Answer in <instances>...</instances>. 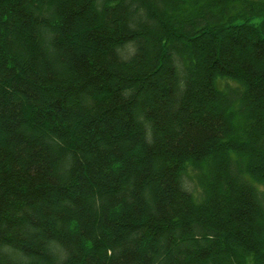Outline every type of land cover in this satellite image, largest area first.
<instances>
[{
    "label": "trees",
    "instance_id": "trees-1",
    "mask_svg": "<svg viewBox=\"0 0 264 264\" xmlns=\"http://www.w3.org/2000/svg\"><path fill=\"white\" fill-rule=\"evenodd\" d=\"M0 264H264V0H0Z\"/></svg>",
    "mask_w": 264,
    "mask_h": 264
},
{
    "label": "rangeland",
    "instance_id": "rangeland-1",
    "mask_svg": "<svg viewBox=\"0 0 264 264\" xmlns=\"http://www.w3.org/2000/svg\"><path fill=\"white\" fill-rule=\"evenodd\" d=\"M188 173H189V178L187 179V185L189 189L191 190L194 198L199 199L200 198V188L196 185V183L194 182V179H192L193 171L189 169Z\"/></svg>",
    "mask_w": 264,
    "mask_h": 264
}]
</instances>
